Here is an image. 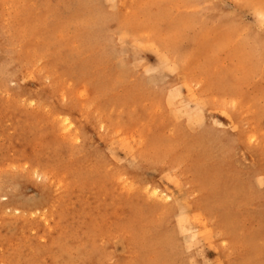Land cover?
<instances>
[{
	"label": "rangeland",
	"instance_id": "obj_1",
	"mask_svg": "<svg viewBox=\"0 0 264 264\" xmlns=\"http://www.w3.org/2000/svg\"><path fill=\"white\" fill-rule=\"evenodd\" d=\"M0 264H264V0H0Z\"/></svg>",
	"mask_w": 264,
	"mask_h": 264
},
{
	"label": "bare ground",
	"instance_id": "obj_2",
	"mask_svg": "<svg viewBox=\"0 0 264 264\" xmlns=\"http://www.w3.org/2000/svg\"><path fill=\"white\" fill-rule=\"evenodd\" d=\"M212 169V168H211ZM207 170V169H206ZM207 172H205V174H206ZM206 180V179H205ZM207 181V180H206ZM205 184V183H204ZM212 197V196H211ZM209 199H210V196L208 197ZM207 198V199H208ZM209 199H208V202H209ZM213 201H214V199H213ZM218 200H216V202H217ZM218 202H220V200L218 201ZM144 213V212H143ZM144 216V215H143ZM167 244V243H166Z\"/></svg>",
	"mask_w": 264,
	"mask_h": 264
}]
</instances>
